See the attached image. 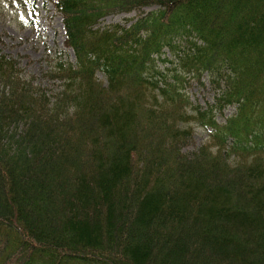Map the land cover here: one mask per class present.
<instances>
[{
    "label": "trees",
    "instance_id": "obj_1",
    "mask_svg": "<svg viewBox=\"0 0 264 264\" xmlns=\"http://www.w3.org/2000/svg\"><path fill=\"white\" fill-rule=\"evenodd\" d=\"M55 7L56 90L0 53V264H264V0Z\"/></svg>",
    "mask_w": 264,
    "mask_h": 264
},
{
    "label": "rangeland",
    "instance_id": "obj_2",
    "mask_svg": "<svg viewBox=\"0 0 264 264\" xmlns=\"http://www.w3.org/2000/svg\"><path fill=\"white\" fill-rule=\"evenodd\" d=\"M138 16V12L110 15L99 26L130 24ZM64 39L63 17L55 7V0H0V53L18 60L22 77L32 81L35 88L41 86L48 93L57 89L58 82L52 84L49 75L57 63L74 60L72 51L65 50ZM203 82L207 84V78ZM182 83L179 80V85ZM193 93L192 100L197 104L205 106L213 102L214 94L210 91L202 92L195 87ZM206 136L197 129L190 150L200 146Z\"/></svg>",
    "mask_w": 264,
    "mask_h": 264
}]
</instances>
